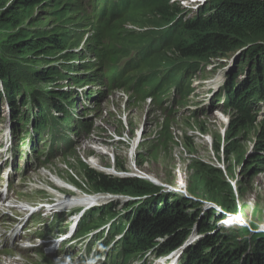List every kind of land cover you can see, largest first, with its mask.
Returning <instances> with one entry per match:
<instances>
[{
	"label": "trees",
	"instance_id": "obj_1",
	"mask_svg": "<svg viewBox=\"0 0 264 264\" xmlns=\"http://www.w3.org/2000/svg\"><path fill=\"white\" fill-rule=\"evenodd\" d=\"M0 1V81L4 84V92L12 100L21 96L25 105L27 103L22 93L31 88L29 97L40 111L37 116L30 112L32 117L38 119L37 129H48L51 140H58L65 148L69 144L71 147L69 133L75 128H72V117L63 103L70 105L78 99L70 92L63 91L64 84L60 82L52 88H42V94L34 87L43 85L41 82H54L56 78V81L63 79L66 84L79 83L74 75V71L82 67L75 65L77 55L82 60L88 57L95 59V64L84 71L96 70L99 73L104 68L108 83L128 86L136 102L151 98L153 104L159 107L171 91L186 98L191 91L189 75L198 63L225 57L241 48L254 50L257 58L255 70L249 75L246 88L231 99L232 83L238 71L223 86L224 89L226 87L225 107H234L238 118L230 123L229 131L223 138L217 136L213 146L217 156L224 155L227 177L233 182L235 174L231 162L239 168L244 163V154L235 145L236 137L250 130L259 114V110H255L257 102L264 103V92L261 95V85L264 86V0H211L205 11L193 20H185L184 24L182 16L186 15V9L180 6L178 0ZM131 51L135 52L134 58L117 73V60ZM232 60L229 73L233 69ZM90 77L91 82L96 83L97 76L92 74ZM102 78L103 75H99L98 82L102 83ZM258 78L262 79V84ZM247 79L248 76L244 84ZM103 97L101 95L100 99ZM68 100L71 102L68 103ZM95 105L99 106V102ZM169 120L167 118L162 122L161 132H168L171 127ZM17 121H22V118L17 116ZM260 127V138H264V125ZM76 132L73 134L78 136ZM259 151H264L263 141L256 148V156L249 160L252 170L264 165V157ZM82 159H75L81 175L73 167H69V173L81 184L89 185L91 194L109 193L132 199L149 196L132 216L134 221L129 215L125 217L123 224H129V228L122 231L121 238L112 244L114 247L108 256V264H129L135 255L156 247L158 243L153 239V232L156 231L167 237L158 254L173 251L183 244L184 228L193 227L190 214L174 204L166 202L162 207L152 202V196L157 193L152 185L136 178L96 172ZM217 160L220 162L219 158ZM189 167L196 186L203 190L209 201L219 206L220 212L212 210L207 213L208 222L224 219L225 213H237L239 206L234 199L232 185L223 177L220 169L198 161H193ZM113 211L115 209L108 206L88 211L78 224L79 233L86 234L98 229L99 226L91 225L96 215L102 217L110 213L112 218L119 219L118 224L122 223L123 216ZM121 228L117 226L114 232ZM212 229L211 225L199 226L200 233L208 231L206 233L210 235L188 247L182 257L187 259L184 258V263L179 264L204 263L206 257L216 259L215 264L238 263L234 258L224 261L216 254L217 249L222 247L224 235L218 231L211 234ZM263 251L256 255L255 262L251 264H264Z\"/></svg>",
	"mask_w": 264,
	"mask_h": 264
},
{
	"label": "rangeland",
	"instance_id": "obj_2",
	"mask_svg": "<svg viewBox=\"0 0 264 264\" xmlns=\"http://www.w3.org/2000/svg\"><path fill=\"white\" fill-rule=\"evenodd\" d=\"M178 1L180 6L186 9V15L182 16V18L186 16V19H188L187 21L197 18L202 11H205L208 5L212 3L211 0ZM1 3L0 1V5ZM0 38H2L1 35ZM4 39L7 40V38ZM255 59L257 58L254 50L251 48H241L220 59H212L206 63L204 70L201 75H199L200 77L194 81V84L197 85L200 93L208 92L209 90H206L207 88L214 89L216 87L225 86L229 78L234 76L238 71L236 78L233 80L234 83H232L233 97L231 99H233L236 94L242 92L243 88H246L249 75L254 73L255 70ZM228 60L233 61L231 73H229ZM84 62L86 61L82 60L81 57L77 55L75 64L81 65L84 64ZM241 63L242 65L240 66ZM74 73L78 74L79 71H74ZM247 76V82L244 84L243 81ZM258 79L261 80L262 84V79ZM53 80H55V84L58 82L64 84L63 79L61 81H56L57 78ZM214 80H221L222 83L219 85L217 84V86L216 84L207 86L209 83L213 84ZM54 82H41L43 85L37 84L38 86L34 88L38 90L39 94H42V88H52ZM82 83H91V81L82 78L78 84ZM4 90V84L0 81L1 134L4 132L3 126H5L6 122L4 116L6 118L10 117L12 120H15V122H18L17 116H20L22 120L23 116H26L24 121H21L19 125H21V135L23 139L27 138V117L30 116V112H33L36 116L39 115L40 112L29 97L31 88H27L25 92L22 93L23 99L27 103L25 105L22 104L23 100L21 96H16V98L12 100L5 94ZM64 90H67V88H64ZM224 92L226 93V87ZM263 92L264 86L261 85V95ZM70 95L73 96V92H70ZM252 99L255 101L254 98ZM67 102L70 103L71 100ZM203 102L204 101L199 102L195 107H199V104ZM63 104L64 107H67L69 115L72 117V128H75V130L71 132L72 145L70 148V144L68 148L59 146L58 149L60 153L55 154L56 159L53 163L46 165L41 170L35 171L26 181L28 184L38 182L36 183V188L51 196L56 204L61 200L77 198L80 195L92 200L91 208L89 207L90 209L85 213L81 211L80 206L72 207L75 212L74 215L78 219L91 209H98L106 206L114 208L115 211L113 212L115 214L119 213L123 216L122 223L120 224H118L119 219L112 218V214L110 213H106L102 217L96 215L94 221L92 220L91 222V225L99 226L98 229L93 232L106 230L103 234V238L98 242L94 241L93 246L95 250L98 249V258L101 259L100 264H103L108 259V255L106 256L105 254L107 249L106 246H108V242H111V240L103 243L101 248H97V243L107 240V235L110 236V239L114 237V235L110 233H114L117 226H122L119 230L120 232L125 229L128 230L129 227L123 224L126 220L125 217L129 215L128 217L134 221V213L141 205V202H144L146 197L149 196L132 199L121 195L112 196L113 194L109 195V193L99 195L91 194L92 189L89 188V185L81 184L79 181L73 179L69 173V170H71L69 167H73L72 169L78 175H81L80 168L75 163L77 157L80 159L84 158L86 165L96 172H104L106 175L116 177L136 178L152 185L157 190V193L151 198L153 200L152 202H157V204L162 207H165L166 202L169 205L174 204L178 209L190 214L193 218L191 222L193 227L190 226L189 229L184 228L185 231L182 232L185 237L183 242L184 245L182 244L179 246L184 249V252H186L188 247L194 244L196 245L205 236L210 235V233H206L208 231L200 233L199 226L202 225L203 227H207L211 225L213 227L210 231L211 234H214V227L220 226L222 228L220 229V233H223L224 238L221 239V243L223 244L221 248L217 249L216 254L222 257L224 261H226L227 258H234L237 260V264H244L245 262L251 264L252 261L255 262L256 255H259V253L264 250V247H262V244H264V165L252 170L253 166L250 164V159L254 158L258 153L256 152L257 146L261 144L262 141L264 142V139L260 138V125H264L263 102H257L256 104L255 110H259V114L256 115V122L249 128L250 130L236 137L237 142L235 145L243 152L244 163L239 168L236 163L233 161L231 162L235 174L233 182L227 177V162L224 161V155L218 154L217 156L213 151L217 136L223 138L224 134L229 131L230 123H234L237 120L236 118H238L232 106L221 108L220 103H218V106H212L208 113L200 114L194 118H172L170 119L172 123L170 122L171 127L168 132L161 133V117H165L164 110L157 108L151 102L150 104L145 101L136 102L135 98L130 95L120 100L108 99L106 101H100L99 106H96L94 102L83 105L79 101L72 102L70 105L66 102ZM15 112H20V114H22L20 115ZM217 117L221 119L217 120ZM222 121L224 122L223 124ZM220 124H222V126H220ZM76 131L80 132V135H74L73 133ZM44 134H47V131H45ZM99 150H103L104 152L102 161H97V166H92L89 160H91V158H99ZM259 154L264 157V151H259ZM217 158L220 159L219 161L221 163L218 162ZM193 161L202 162L212 168H218L223 172V177L232 185L234 199L239 206L237 213H225L224 219L217 218L209 222L206 220L208 212L212 210L220 212V210L217 204L208 200L203 194V190L198 188L195 181L192 179L189 166ZM129 165L133 168H137L138 174L136 173V175H133L134 172L129 169ZM109 168L114 170V173L105 171V169ZM148 168L149 170H147ZM56 176L64 182V184H60L63 187L53 182ZM155 180H160V182L156 183ZM260 180H262L261 183H259ZM178 182H183L187 185L188 189L181 193L178 188ZM176 190L178 193L175 192ZM94 197H98L100 200L95 202ZM39 201H45V198H39ZM76 205L77 204H73L69 206ZM58 217L61 219L59 227L65 226L68 231L69 226L67 228L66 224L69 225V223L66 217L61 215ZM242 217L246 220V226H242V222L239 223ZM228 218L237 221L236 225L227 227L225 223L221 222V220H228ZM177 221L174 223H177ZM102 227L104 228L103 230H101ZM244 227L246 228L243 229ZM74 231L75 229L73 232ZM83 234L84 233L81 232L77 235L82 236ZM153 236V239L158 243L157 246L135 255L138 264H157L159 260L164 258L160 257V259L157 260L155 256L159 257L161 255L158 254L157 251L160 250L164 240L167 239L166 234L162 236L160 231H156L153 232ZM114 239L116 238L114 237ZM109 248L110 246L108 249ZM170 252L164 253L163 256ZM204 253L209 254L207 251H204ZM211 255H215V253ZM182 257L176 262L184 263L183 259L186 257ZM103 258H105V261H102ZM205 259L206 261H204V263L198 262L197 264H215L216 259L209 257ZM87 262L89 263L90 260L88 259ZM40 263L42 264V261H40ZM45 263L50 264L48 262ZM191 264L196 263L193 262Z\"/></svg>",
	"mask_w": 264,
	"mask_h": 264
},
{
	"label": "bare ground",
	"instance_id": "obj_3",
	"mask_svg": "<svg viewBox=\"0 0 264 264\" xmlns=\"http://www.w3.org/2000/svg\"><path fill=\"white\" fill-rule=\"evenodd\" d=\"M204 1V0H203ZM230 62H231V60H228V62H227V64L228 65H230ZM189 68V67H188ZM192 69V68H191ZM173 78V77H172ZM220 83H222L221 82V80L220 81H216V80H214L213 81V84L212 83H209V84H207V86H210V85H214V84H216V86H217V84L219 85ZM54 84H55V82H54ZM157 84V83H156ZM155 87V86H154ZM156 90H157V88H156ZM206 90H212V89H210V88H207ZM210 93V92H209ZM208 93V94H209ZM84 96H86V95H84ZM39 106V105H38ZM28 107V106H27ZM25 109V108H24ZM27 111V110H26ZM18 113V112H17ZM28 118V117H27ZM218 119H221L220 117H217V120ZM223 119V118H222ZM19 120V119H18ZM167 121V120H166ZM168 122V121H167ZM170 122H171V120H170ZM172 123V122H171ZM224 122L222 121V124H223ZM217 124V123H216ZM222 124H220V126H222ZM166 126V125H165ZM4 127V126H3ZM161 127H162V125H161ZM167 127H169V126H167ZM26 128V127H25ZM1 129V128H0ZM55 129H57V128H55ZM243 130V129H242ZM181 132V131H180ZM240 132V131H239ZM162 133V132H161ZM189 134V133H188ZM164 137V136H163ZM177 137V136H176ZM82 139V138H81ZM264 139V138H263ZM158 140V139H157ZM167 142V141H166ZM207 142V141H206ZM205 142V143H206ZM84 143V142H83ZM203 144V143H202ZM105 145V144H104ZM135 145V144H134ZM167 149V148H166ZM215 149V148H214ZM103 154H104V152H103V150H99V152H98V155H99V158H97V159H92L91 158V160H89V162H90V164L92 165V166H97V161H102V158H103ZM90 155V154H89ZM74 156V155H73ZM82 158V157H81ZM129 169L132 171V172H134V174L133 175H136V173L138 174V170H137V168H133L131 165H129ZM111 168H109V169H105V171L106 172H110V173H114V170H112ZM147 170H149V168L147 169ZM190 170H192V169H190ZM147 177H149L148 175H146ZM150 178V177H149ZM147 179V178H146ZM53 182L54 183H57V184H59V186H62V185H60V184H64V182H62L61 180H60V178L58 177V176H56L55 177V179L53 180ZM155 182L156 183H158V182H160V180L159 181H156L155 180ZM154 182V183H155ZM262 182V180H260L259 181V183H261ZM155 183V184H156ZM179 183V182H178ZM263 185V184H262ZM63 187V186H62ZM178 188H179V190L181 191V193H183V192H185V190H187L188 188H187V185H185L183 182H180L179 183V186H178ZM176 193H178L177 192V190L175 191ZM184 195V194H183ZM88 196V195H87ZM65 197V196H64ZM71 197V196H70ZM68 198V197H67ZM94 199H95V202L96 201H99L100 199L98 198V197H94ZM248 199V198H247ZM91 201L92 200H90L89 198H87V197H82L81 195L80 196H78L77 198H73V199H68V200H61V202H58L57 204L56 203H54V202H51L50 204H49V207L47 208V212L48 213H55V212H59V213H61L64 217H66V219L68 220V222H70L71 223V226H70V233L73 231V229L75 228V225H76V222H77V218H76V216L74 215V210H73V208L72 207H77V206H80V209H81V211H83V212H86L88 209H89V207L92 205L91 204ZM73 204H77L76 206H67V205H73ZM257 206V205H256ZM257 211V210H256ZM240 222H242V224H244V225H246V220L244 219V218H242V220L240 221ZM254 223V222H253ZM111 240H114V237H112L111 238ZM144 255V254H143ZM176 253L172 256V258H171V262L169 263V264H172L175 260H176ZM161 264H167V260H163L162 262H160Z\"/></svg>",
	"mask_w": 264,
	"mask_h": 264
},
{
	"label": "clouds",
	"instance_id": "obj_4",
	"mask_svg": "<svg viewBox=\"0 0 264 264\" xmlns=\"http://www.w3.org/2000/svg\"><path fill=\"white\" fill-rule=\"evenodd\" d=\"M216 59H220V58H216ZM204 62H206V63H207V62H209V61H203V63H204Z\"/></svg>",
	"mask_w": 264,
	"mask_h": 264
},
{
	"label": "built area",
	"instance_id": "obj_5",
	"mask_svg": "<svg viewBox=\"0 0 264 264\" xmlns=\"http://www.w3.org/2000/svg\"><path fill=\"white\" fill-rule=\"evenodd\" d=\"M221 115V114H220ZM219 116V115H218ZM242 220V218L240 219V221ZM221 221H224V220H221Z\"/></svg>",
	"mask_w": 264,
	"mask_h": 264
},
{
	"label": "water",
	"instance_id": "obj_6",
	"mask_svg": "<svg viewBox=\"0 0 264 264\" xmlns=\"http://www.w3.org/2000/svg\"><path fill=\"white\" fill-rule=\"evenodd\" d=\"M243 218V217H242Z\"/></svg>",
	"mask_w": 264,
	"mask_h": 264
}]
</instances>
